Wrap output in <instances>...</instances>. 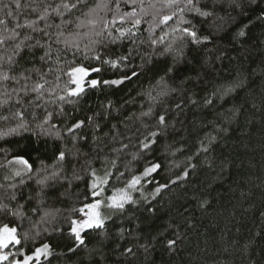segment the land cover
Returning <instances> with one entry per match:
<instances>
[{"label": "trees", "instance_id": "obj_1", "mask_svg": "<svg viewBox=\"0 0 264 264\" xmlns=\"http://www.w3.org/2000/svg\"><path fill=\"white\" fill-rule=\"evenodd\" d=\"M238 2L241 6L233 7L232 0H222L212 16L194 21L200 34L210 35V40L187 45L184 62L173 77L166 78V86L157 82L172 61L171 57H160L159 50L166 44L180 46V33L173 31L178 25L173 22L152 34L154 38L164 36V44L156 45L155 51L148 42L147 24L142 25L135 44L125 40L110 45L105 58L132 50L126 66L113 69L98 61H84L87 66L102 68L100 73H92L91 79L113 80L125 75L131 79L118 86L101 84L88 90L75 106H64L66 116L61 119L69 124L100 113L96 122L101 130L96 132L91 125L84 129L87 143H78L76 148L82 154L88 153V159L98 156L93 166L101 174L105 157L116 160L125 178L112 180L115 188L123 187L125 179L140 174L151 163H159L161 168L149 177L151 183H144L142 191L147 201L135 193L139 203L126 206L123 214H114L105 230L85 233L86 246L76 254L68 251L73 243L69 239L68 217L72 215L71 208L87 202L83 182L69 184L63 178L50 181L41 203L35 176L12 189L10 185L19 184V178L5 180L11 175L10 168H0V184L8 191L23 193L18 199L24 205L23 230L33 237L27 245L29 249L52 244L55 255L51 264H264V20L258 19L264 14V0ZM201 4L208 5L203 10L213 11L211 0H201ZM242 28L246 32L243 37L237 35ZM133 71L136 76H132ZM236 78L244 80L243 89L212 95ZM206 97L213 102L206 105ZM176 104L181 108L177 109ZM233 108L239 109L238 116L231 114ZM150 109L152 115L144 116ZM160 114L166 115L167 129L150 150L132 160V154L138 151L137 140L143 139L141 133L156 130ZM116 134L118 139L113 141ZM97 135L101 139L94 142L93 136ZM209 135L216 138L211 150L200 151V142L207 144ZM34 139L17 136L8 143L0 142V147L13 149L11 154L32 157L36 155L33 149L38 148L41 159L49 165L54 163L57 146L76 151L70 137L64 144L49 139L46 144L36 145ZM121 142L129 144V148L117 157L111 148L119 147ZM17 143L26 146L25 150H17ZM97 145L104 151H98ZM85 158L81 155L78 161L73 159L67 164L65 175L70 177L72 165L82 164ZM38 166L36 161L34 167ZM185 170L187 177H183ZM157 182L168 184V188L152 199ZM3 192L0 189V194ZM111 194L105 192L106 196ZM202 201H207L203 207ZM121 228L123 236L119 234ZM176 233L181 240L176 251L169 252L167 240ZM141 245L148 246V251ZM127 247L133 248L135 254L122 256Z\"/></svg>", "mask_w": 264, "mask_h": 264}, {"label": "snow or ice", "instance_id": "obj_2", "mask_svg": "<svg viewBox=\"0 0 264 264\" xmlns=\"http://www.w3.org/2000/svg\"><path fill=\"white\" fill-rule=\"evenodd\" d=\"M211 2L213 11L203 10L208 5L201 4V0H0V12L3 13L0 16V142L8 143L10 138L19 136L29 140L35 138L36 145L46 144L49 139L64 144L66 137L71 138L73 148L78 143H87L88 136L83 130L91 125L94 131L99 132L101 129L96 117L100 113L69 124L66 119H61L66 116L64 106H75L88 90L101 84L118 86L131 77L125 75L113 80L91 79V74L100 73L102 68L87 66L84 61L89 64L98 61L113 69H119L122 64L126 66L132 50L129 49L128 54L116 58L110 55L105 58L110 45L122 44L125 40L135 44L142 25L147 24L145 30L149 33L148 42L155 51L156 45L164 44V36L154 38L152 34L157 28L163 31L161 26L173 22L178 25L173 31L180 33L181 44L177 48L166 44L159 50L160 57H171L172 61L165 66L164 75L157 82L166 86V78L173 77L184 62L187 45L197 46L210 40V35L200 34L194 21L212 16L215 6L222 0ZM256 2L257 0H250V3ZM232 6L241 5L238 0H232ZM258 19L264 20V14ZM237 35L243 37L246 32L242 28ZM140 43L144 41L141 40ZM136 75L133 71L132 76ZM244 87V80L236 78L228 87L217 89L212 95L219 93L223 96ZM191 102L196 103L195 100ZM212 102L211 98L204 99L206 105ZM108 107H111V103ZM176 108L180 109L181 104H176ZM230 111L233 117L239 115L238 108ZM143 115L151 116L152 110ZM167 127L166 115L160 114L156 130L148 131L146 135L141 133L143 139L137 140L138 151L132 154V160H136L140 152L150 150ZM100 139L98 135L93 136L94 142ZM112 139L116 141L118 134L113 135ZM215 139L209 135L207 144L201 141L200 151H210ZM25 148L26 146L16 144L19 151H24ZM97 148L100 152L104 151L99 145ZM128 148L129 144L121 142L119 147H112L111 151L118 157ZM33 151L36 152L35 157L11 154L13 149L0 147V155L4 160L0 163V168L7 167L11 171V175L4 179L19 178V184L10 185L12 189H17L35 176L37 196L41 203L50 181L63 178L69 184L72 181L83 182V197L87 202L82 203L79 208H71L72 215L68 217L69 239L73 241L68 251L73 254L86 246L85 233L105 230L106 223L114 214H123L127 210L126 206L138 204L135 193L139 192L141 198L147 201L148 198L142 191L144 183H151L149 177H153L161 168L159 163H151L140 174L125 179L123 187L115 188L111 181L125 178V172L119 170L115 159L109 161L108 157L104 158V170L101 174L93 166V160L98 159V156L88 159V153L82 154L79 148L73 152L66 147L57 146L53 154L54 163L51 165L41 159L38 148ZM81 155L86 157L84 162L78 166L73 164L71 176L65 175L66 165L73 159L78 161ZM36 161H39L38 167H34ZM125 167L127 169L128 166ZM188 174L185 170L183 177ZM166 188L168 184L157 182L151 193L152 199ZM0 189H4L3 194H0V264H51V257L55 255L52 244L42 243L31 249L27 247L33 237L23 230L24 205L18 199L23 193L8 191L3 184H0ZM107 191L112 194L106 196ZM28 200L31 201L32 197L29 196ZM206 204L207 201H202L201 207ZM32 211L36 212L37 209ZM49 215L45 213V216ZM123 233L124 229L121 228L119 234L123 236ZM39 234L37 231L36 236ZM180 240L179 233L168 239V251L175 252ZM141 247L148 251V246ZM125 254L132 256L135 253L133 248L127 247L121 253L122 256Z\"/></svg>", "mask_w": 264, "mask_h": 264}, {"label": "rangeland", "instance_id": "obj_3", "mask_svg": "<svg viewBox=\"0 0 264 264\" xmlns=\"http://www.w3.org/2000/svg\"><path fill=\"white\" fill-rule=\"evenodd\" d=\"M42 260H43V258H42Z\"/></svg>", "mask_w": 264, "mask_h": 264}]
</instances>
